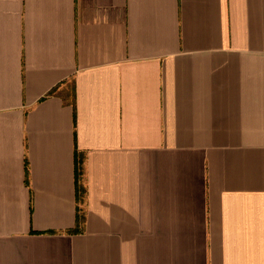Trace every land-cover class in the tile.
<instances>
[{
  "label": "crops",
  "instance_id": "0c3cea01",
  "mask_svg": "<svg viewBox=\"0 0 264 264\" xmlns=\"http://www.w3.org/2000/svg\"><path fill=\"white\" fill-rule=\"evenodd\" d=\"M0 264H264V0H0Z\"/></svg>",
  "mask_w": 264,
  "mask_h": 264
},
{
  "label": "trees",
  "instance_id": "16d2710c",
  "mask_svg": "<svg viewBox=\"0 0 264 264\" xmlns=\"http://www.w3.org/2000/svg\"><path fill=\"white\" fill-rule=\"evenodd\" d=\"M83 176V155L79 152L76 153V191H77V200L79 203H84L86 188L82 183ZM85 213L82 208L78 206L76 228L72 229L71 232H76L79 230L80 225L84 222Z\"/></svg>",
  "mask_w": 264,
  "mask_h": 264
}]
</instances>
